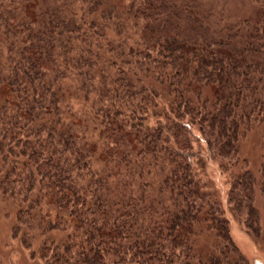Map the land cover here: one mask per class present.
Returning a JSON list of instances; mask_svg holds the SVG:
<instances>
[{"label": "trees", "instance_id": "obj_1", "mask_svg": "<svg viewBox=\"0 0 264 264\" xmlns=\"http://www.w3.org/2000/svg\"><path fill=\"white\" fill-rule=\"evenodd\" d=\"M203 0H0V195L43 264H248L198 172L264 122V3L231 22ZM227 203L262 232L258 179Z\"/></svg>", "mask_w": 264, "mask_h": 264}, {"label": "rangeland", "instance_id": "obj_2", "mask_svg": "<svg viewBox=\"0 0 264 264\" xmlns=\"http://www.w3.org/2000/svg\"><path fill=\"white\" fill-rule=\"evenodd\" d=\"M212 2L217 10L225 7L231 22H237L245 17L256 16L264 0H203ZM202 163H198V172L208 182L214 197L219 202L224 214L229 219L231 235L248 260V264H264V191L260 189L258 179L255 204L260 212L262 232L255 236L246 231L239 218L233 213L227 203V191L231 175L240 174L245 169L251 170L260 178V170L264 155V122L249 129L241 139L240 161L234 166L225 168L219 162L209 159L204 145H200ZM16 205L11 199L0 195V264H43L34 249L38 248L39 239H34L31 247L22 242L21 233H14L16 223ZM204 230L197 237L193 249L195 254L193 264H201L199 256L213 253L218 243V236L208 222H203Z\"/></svg>", "mask_w": 264, "mask_h": 264}]
</instances>
